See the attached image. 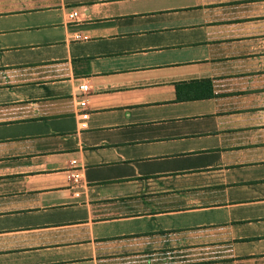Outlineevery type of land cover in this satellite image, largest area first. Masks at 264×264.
<instances>
[{"label": "crops", "instance_id": "obj_1", "mask_svg": "<svg viewBox=\"0 0 264 264\" xmlns=\"http://www.w3.org/2000/svg\"><path fill=\"white\" fill-rule=\"evenodd\" d=\"M256 41L264 0H0V264H264Z\"/></svg>", "mask_w": 264, "mask_h": 264}, {"label": "rangeland", "instance_id": "obj_2", "mask_svg": "<svg viewBox=\"0 0 264 264\" xmlns=\"http://www.w3.org/2000/svg\"><path fill=\"white\" fill-rule=\"evenodd\" d=\"M241 35L251 34V32H240ZM255 52V70L257 76L255 77L256 89L254 92L239 91V95L242 98H245V101L253 102V97H255V104L257 106H264V43H259L256 41L254 46L252 42L239 43L231 48V54L241 56L242 54ZM262 56V57H261ZM252 63L249 65L241 64L239 66L240 71L252 70ZM252 80V79H250ZM209 180V177L206 175L203 176H185V177H176V178H164V179H154L144 182V191L145 194H157V193H168L172 191H181L191 187H197L201 185V181Z\"/></svg>", "mask_w": 264, "mask_h": 264}, {"label": "trees", "instance_id": "obj_3", "mask_svg": "<svg viewBox=\"0 0 264 264\" xmlns=\"http://www.w3.org/2000/svg\"><path fill=\"white\" fill-rule=\"evenodd\" d=\"M186 88V84H183ZM190 88H194V93L193 95H188L186 93H182V91H178V99L181 101H186L189 99H206V98H211L214 96L213 91H212V85L210 81H202V82H195L192 83L191 85H189V87H187L188 90H190ZM197 88V89H196ZM184 92L186 91L185 89H183Z\"/></svg>", "mask_w": 264, "mask_h": 264}, {"label": "built area", "instance_id": "obj_4", "mask_svg": "<svg viewBox=\"0 0 264 264\" xmlns=\"http://www.w3.org/2000/svg\"><path fill=\"white\" fill-rule=\"evenodd\" d=\"M76 16H77V14L74 13V14H71L70 18H71V19H74ZM80 92L82 93L83 96H85V95L89 92V86H88L87 84L82 85V86L80 87ZM80 105H81L82 108H85V107L87 106V100H86V99H83V100L80 102ZM82 116H83V118H84L85 120H87L88 117H89V115H88L87 113H84ZM73 178H74V179H77L78 176H77V175H73Z\"/></svg>", "mask_w": 264, "mask_h": 264}]
</instances>
